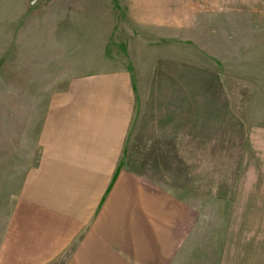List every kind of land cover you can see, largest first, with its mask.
<instances>
[{"label":"rangeland","instance_id":"obj_1","mask_svg":"<svg viewBox=\"0 0 264 264\" xmlns=\"http://www.w3.org/2000/svg\"><path fill=\"white\" fill-rule=\"evenodd\" d=\"M164 3L0 0V246L38 174L52 202L105 185L49 264H264V0ZM121 71L132 120L112 155L76 106Z\"/></svg>","mask_w":264,"mask_h":264},{"label":"crops","instance_id":"obj_2","mask_svg":"<svg viewBox=\"0 0 264 264\" xmlns=\"http://www.w3.org/2000/svg\"><path fill=\"white\" fill-rule=\"evenodd\" d=\"M155 1L162 0H141L143 5ZM164 1L167 9L171 10L170 0ZM146 10L148 15L145 16L155 24L163 25L165 18L162 13L156 12L161 9ZM151 10L155 13L152 14ZM114 75L100 78L96 88L90 85V91L96 90L98 98H92L91 93L88 104H84V107L76 106V116L81 117L79 130L85 133L100 131L96 139L97 145H105V148H100H107L109 154L118 155L122 151L132 120L133 87L127 72L121 71ZM107 82L112 87H107ZM105 132L111 134L105 137ZM101 152L103 151H97ZM34 176L26 180L15 215L11 217V227L1 238L0 264H49L55 260L61 252L69 248L82 227L87 224L91 215L89 204H97L98 196L105 186H101V190L91 191L87 181L78 180L73 185L71 182L62 185L63 189L58 193L60 198L52 202L49 201V196L53 193L49 190L50 185Z\"/></svg>","mask_w":264,"mask_h":264}]
</instances>
